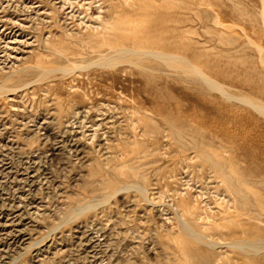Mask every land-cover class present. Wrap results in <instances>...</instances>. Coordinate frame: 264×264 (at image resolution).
I'll list each match as a JSON object with an SVG mask.
<instances>
[{
  "label": "rangeland",
  "instance_id": "1",
  "mask_svg": "<svg viewBox=\"0 0 264 264\" xmlns=\"http://www.w3.org/2000/svg\"><path fill=\"white\" fill-rule=\"evenodd\" d=\"M0 264H264V0H0Z\"/></svg>",
  "mask_w": 264,
  "mask_h": 264
}]
</instances>
